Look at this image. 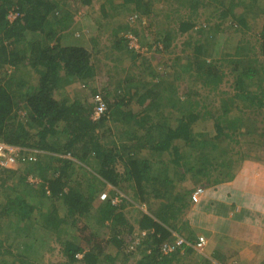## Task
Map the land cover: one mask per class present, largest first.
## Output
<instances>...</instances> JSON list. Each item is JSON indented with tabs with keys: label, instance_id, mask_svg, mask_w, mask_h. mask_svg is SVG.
Returning a JSON list of instances; mask_svg holds the SVG:
<instances>
[{
	"label": "trees",
	"instance_id": "trees-1",
	"mask_svg": "<svg viewBox=\"0 0 264 264\" xmlns=\"http://www.w3.org/2000/svg\"><path fill=\"white\" fill-rule=\"evenodd\" d=\"M157 1L75 0L76 7L72 0H0V140L15 146L19 157V170L0 174V234L8 220L16 231L42 223L63 246L58 264H129L118 257L125 247L137 254L130 264H182L192 246L163 251L176 240L172 229L193 241L166 217L172 212L176 219L181 207L174 205L187 194L175 193L182 189L177 185L227 174L236 162L234 142L257 131V121L246 120L264 117V18L254 27L264 0H165L191 9L176 19L177 29L159 22L155 29L133 26ZM200 7L210 9L205 23L218 20L214 28L198 20ZM81 16L109 25L122 68L98 57L101 35L91 37L95 51L71 43L80 37ZM120 17L123 27L115 23ZM226 22L241 34L214 58L211 42ZM129 34L145 44L141 50L129 45ZM185 34L186 47L169 64L146 63L148 51L174 54L176 38ZM228 74L233 93L219 90ZM188 78L221 96V112L209 109ZM78 82L82 90L66 89ZM95 95L107 106L98 120L92 118ZM206 120L213 122V135L194 130ZM67 154L75 159L63 158ZM80 161L90 168H80ZM158 200L165 203L160 211L153 208ZM126 211L145 230L140 245Z\"/></svg>",
	"mask_w": 264,
	"mask_h": 264
},
{
	"label": "crops",
	"instance_id": "crops-1",
	"mask_svg": "<svg viewBox=\"0 0 264 264\" xmlns=\"http://www.w3.org/2000/svg\"><path fill=\"white\" fill-rule=\"evenodd\" d=\"M115 1L120 5L122 4V0ZM155 8L156 4L153 11ZM238 10L242 11V8L239 7ZM96 14L99 16V11H97ZM121 14H123V12ZM259 16L264 17L262 12H260L257 17L259 18ZM101 22L102 23L94 29L96 33L98 32L97 35L94 36L98 37L101 35L102 37L103 34H107L104 31L107 27L102 18ZM123 22H125V19L123 20L122 17L117 18V21H115L117 25L122 27L124 25ZM227 23L228 22H226V24ZM111 27L113 29L116 28L112 25ZM95 31H92L93 34ZM149 34L150 33H148L145 37L149 36ZM101 37L100 39H102ZM104 38L105 41L107 39L112 41V44L110 45L108 42L104 41L103 43V41H101L102 44L98 49V52H100L98 53V57L109 63H111V60L114 61L113 63H117L118 61L121 62L120 60L122 57L117 56V51L112 47L115 39L114 36L110 33V37L104 36ZM79 39L80 38H74L71 43L83 45L88 50L95 51L92 41H88L86 44L74 41ZM154 53L155 52L152 51L151 56ZM145 56L148 60L149 57H147V54ZM73 85H70V87L68 86L66 89L70 91L76 90L77 88H73ZM221 90L223 89L221 88ZM228 92L233 93L234 90ZM132 106L135 110H139V106H134V104H132ZM21 114L24 115L23 110L21 111ZM143 153L147 154L146 151H143ZM63 158H69L72 160L75 159L69 154L63 155ZM250 158V160L247 158L241 163L238 162L239 158H234L236 159V162L232 165V169L227 170V174L223 172H221L219 176L215 174L214 177L216 178V182L212 177L211 179L200 177L197 178L196 181H189V179H187V181L184 180L180 182L177 186H181L182 189L179 187L178 189L176 188L175 193L184 194L186 191L185 193L187 194H184L183 200L182 198H179L174 206H180L181 210L176 211V219H174L172 212L166 215L171 224L179 226L175 229H182V232H185L184 235L186 237L194 238H192L193 241L200 235L205 236L207 239V255H211L216 258L218 260L217 264H264V159L260 162L259 158ZM79 164L80 165L78 166L80 168H90L81 161ZM14 170H19V167L12 168L9 171ZM20 170L22 169L20 168ZM229 172L230 174L232 173L231 178L227 177ZM188 176L191 175L188 174ZM218 178H221V181H218ZM16 181L18 183V180ZM199 187H203L204 191L201 194L199 201L194 203L189 192H193ZM154 203L155 206L153 208L156 211H160V209L165 205L163 200H158ZM169 203H171V201H169ZM126 212V216L131 219L130 222L134 224L130 230L133 229V235L135 237L140 236V239L138 240L140 245L143 238L142 234L145 230L142 232L141 229H139L140 226H138V222L135 221V214H131L129 211ZM161 214H163V212ZM6 222L2 231L4 234H0V264H12L15 262L21 264L23 259H29L30 264H44L43 260L45 259V255L43 253L53 251V247H49V242L57 236L51 237V239L43 237L42 242L39 244L40 246L36 249H32L30 243H27V246L25 243L24 245H21L17 239L16 242H13L12 237H10L11 240H9V232L11 233L14 231L15 233L21 234L22 230H20L21 232H19V230L16 231L14 227L12 229L11 225L13 222L10 223L9 220ZM31 225L32 224L28 223V226L23 229H29L25 230L28 233L31 232L30 230L36 229L37 233H39V227H42V225ZM168 227L170 226L168 225ZM172 230L175 235L173 240L177 239V237L183 236H181V234L174 229ZM34 238H36V236H34ZM127 238L128 237H125V240H127ZM31 242H35V240ZM43 248L45 251L42 250ZM127 248L125 247L118 257L123 261L128 260L129 264L130 262L134 263L137 260V254L134 252H127ZM136 248L137 246L135 249ZM185 250L182 252H185ZM194 252L193 254H184V256L190 257L185 262L191 264H209V261L208 259H205V256V258H201L202 255ZM126 253L128 255H126ZM34 255H38V257L33 258ZM64 259L65 256L62 253V257L55 264L60 263V261H63Z\"/></svg>",
	"mask_w": 264,
	"mask_h": 264
},
{
	"label": "rangeland",
	"instance_id": "rangeland-1",
	"mask_svg": "<svg viewBox=\"0 0 264 264\" xmlns=\"http://www.w3.org/2000/svg\"><path fill=\"white\" fill-rule=\"evenodd\" d=\"M166 1L165 0L157 1L156 8L150 15H144V19H142V20L139 19V17L132 20L133 26H136L137 29L148 30L149 27L150 28L152 27L153 29H155L154 26L157 25V23L159 22L161 24H167L168 23L171 27H174L175 29H177L178 23H176V19L181 15L187 16L189 14V11H191V9H187L184 7H177L176 3L171 4L170 2H166ZM72 3L76 7L78 6V4H80L78 2L75 3V0H72ZM194 12H195V10H194ZM197 12L199 14L198 20L201 22V24H203V25H209L210 24V26H213V28L215 27V22L218 21L216 18H213L208 24H207V22L206 23L204 22L205 21L204 19L206 17H208L207 16L208 14H206V13H210V9L206 10V13H204V9L202 7H200V8H198ZM123 13L126 14V11H123ZM200 15H201V17H200ZM194 17H196L195 14H194ZM263 18L264 17H259L254 22L255 23L254 27H256V28L259 27L260 24H262V22H263ZM98 25H99L98 23L93 22L92 20L88 21V19L86 17L81 16L80 22L77 26L78 29L76 31V36L80 35V37H79L80 39L74 40V41H76L77 43H82V44H86L88 41H92L91 37H94V35H97V33H98V32L96 33V31L94 30V29H96V27H98ZM106 27H109V26H106ZM220 29L221 30L216 32V35L214 36V40L211 39L212 40L211 45L213 46L212 49H214V51L218 50L217 52L215 51V53L213 54L214 58L220 57L221 50L227 48L226 46L236 44L239 37H240V34H241V33H238L235 30V28L231 26L230 22L221 26ZM92 31H95V33L93 34ZM104 31L107 34H103L101 37L102 38L101 41H103V43L105 41L104 36L110 37V33H111V31L109 29L107 30V28H105ZM251 34H253L252 31L249 32V35H251ZM245 35H248V34H245ZM251 37H254V36H251ZM145 38L147 39V41H151L153 37L150 36V34H149V36H147ZM188 38H189V36L187 34H185L183 36H179L178 38H176V40H175L176 47L174 48L175 49L174 54L164 53V55H161L159 53H154L151 56L152 51H148L147 57H149V59L146 60V63L148 62L151 65H155V66H163V64L168 63L167 62L168 59H172L175 55H177V53H179L180 50H182L183 48L186 47L185 43L188 41ZM105 42L110 43V45L112 44V41H109L108 39ZM143 42H144V39H143ZM129 45L131 46L130 42H129ZM142 45H145V44H142ZM187 49H190V51H193V46L189 47ZM203 57H205L204 59L207 60L208 62L213 61V59H214L211 56H207L206 53ZM113 62L114 61L111 60V63H109V62H106V63H108V67H110V68L114 67V65H119L120 67L122 66V62H119V61L117 63L116 62L113 63ZM139 62H141V61H139ZM132 66H133L132 63H130L129 67L131 68ZM217 66L218 65L215 64V69L217 68ZM121 74L122 73L117 74V75L120 76ZM188 79H186V81ZM224 79H225V81L223 82V84H221L220 90L222 88L223 90L225 89L227 91H233L234 90V86H233L234 85V78L228 74L227 77ZM189 80L188 81L190 83L193 79H189ZM191 84L193 85V89L196 91V94H197V90H198L200 97L201 98L203 97L206 99V101L208 102L209 109H210V107L213 108L211 110L213 113L221 112V108H220L221 96L216 94V91L213 90V91L209 92L211 90V89H209L210 88L209 85L204 86L199 81L198 82L193 81V82H191ZM180 85H181V83H180ZM72 87L73 88H77V87L80 88L79 82L74 83V85ZM80 90H82V89H78V91H80ZM73 91H75V90H73ZM263 119H264V117L262 116V114H260V115L257 114L256 116H253V119L251 117L249 120H246L247 123L252 122L251 120L257 121V124H256V126L258 127L257 131L253 130L254 132L253 131H251L250 133L246 132L237 138V142H234L236 149L232 152V154H233L234 158H239L238 159L239 163L243 162V160H245L247 158H248V160H250L251 159L250 157L259 158L260 162L263 161V159H264V121H262ZM206 122H207L206 124H203V122H200V124H202V125H199L198 127L197 126L194 127V130L195 131H197V130L203 131L204 130L205 132L210 133V135H213L214 134V126H213L212 120H206ZM213 177H214V175L212 176V178ZM16 185L18 186V184L15 183V186ZM18 187L21 188L24 186L22 184V185H19ZM49 202H50V200L48 201V203ZM129 208H130V205H129ZM133 212H135V211L133 210ZM2 223L3 222H1V224ZM38 224L42 225L41 223H36L35 225L37 226ZM25 225H28V223ZM42 227L41 226L39 227L40 228L39 233H37L36 229L30 230L31 232H29V233L27 231H25V230H29V229H23L21 234L15 233L14 231H12L11 233L9 232V240H11L10 237H12V239H17L21 245H24V243L26 245H27V243L28 244L30 243L31 248L36 249L37 247L40 246L39 244L42 242L43 237H45L46 239H51V237L55 236V235L51 234L52 231L46 230V228L44 226H42ZM19 232H21V231L19 230ZM2 234H4V233H2ZM32 235L36 236V238H39L37 240V242L39 244L38 243L36 244V242H31V241L36 239ZM57 238L58 237H54L53 240L49 242L50 246L48 245L49 247H53V251L43 253L45 255V259L43 260L44 264H55L62 257L63 246H62L60 241H57ZM42 250L45 251L44 248ZM28 252H29V250H28ZM196 253L202 255L201 258H205L203 255L204 253L201 254L198 251ZM35 257L37 258L38 255H34L33 258H35ZM197 257H198V255H197ZM210 257L213 258L214 262H216V263L218 262V260L216 258L212 257L211 255H210ZM189 258H190L189 256L188 257L185 256V258L182 261V264H191V263L185 262ZM195 260L197 261L196 258H195Z\"/></svg>",
	"mask_w": 264,
	"mask_h": 264
},
{
	"label": "built area",
	"instance_id": "built-area-1",
	"mask_svg": "<svg viewBox=\"0 0 264 264\" xmlns=\"http://www.w3.org/2000/svg\"><path fill=\"white\" fill-rule=\"evenodd\" d=\"M130 44L132 47H135L137 50H141V43L136 36L129 34ZM94 109L92 118L94 120H98L103 116L107 111V106L100 95L94 96ZM18 153L17 148L5 141L0 140V174L3 172L4 169L14 168L17 165L18 161ZM204 188L199 187L197 188L191 195L192 201L194 203L198 202L200 199L201 194L203 193ZM102 198H106V195L103 194ZM117 200V199H115ZM184 245L192 246L196 251L200 253H204L207 246V239L204 236H199L198 240L194 243L188 241L183 237H177V239L173 243H166L163 245V251H173L178 247H181L182 251H184ZM78 258H82V254H77ZM215 262L211 260L209 264H214Z\"/></svg>",
	"mask_w": 264,
	"mask_h": 264
},
{
	"label": "clouds",
	"instance_id": "clouds-1",
	"mask_svg": "<svg viewBox=\"0 0 264 264\" xmlns=\"http://www.w3.org/2000/svg\"><path fill=\"white\" fill-rule=\"evenodd\" d=\"M9 16H10V18H12V19H14V18H16V16H15V13L14 12H10L9 13ZM200 236H203V235H200ZM199 237V236H198ZM198 237L196 238V240H198ZM205 237V236H204ZM206 238V237H205ZM196 240H194L192 243H194ZM189 241V240H188ZM191 242V241H190ZM207 247V246H206ZM186 248V247H185ZM194 251H196L195 249H194ZM197 252V251H196ZM201 254H203V253H201ZM208 260H209V263L211 262V260H213V258H211L209 255H207V250H205V252H204V254H203ZM214 261V260H213ZM214 264H217L216 262L214 263Z\"/></svg>",
	"mask_w": 264,
	"mask_h": 264
}]
</instances>
